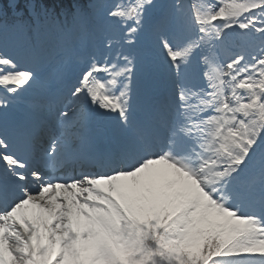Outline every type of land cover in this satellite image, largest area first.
<instances>
[{"label":"snow or ice","instance_id":"snow-or-ice-1","mask_svg":"<svg viewBox=\"0 0 264 264\" xmlns=\"http://www.w3.org/2000/svg\"><path fill=\"white\" fill-rule=\"evenodd\" d=\"M0 264H264V0H0Z\"/></svg>","mask_w":264,"mask_h":264},{"label":"rangeland","instance_id":"rangeland-1","mask_svg":"<svg viewBox=\"0 0 264 264\" xmlns=\"http://www.w3.org/2000/svg\"><path fill=\"white\" fill-rule=\"evenodd\" d=\"M57 175H64V173H62V172H58V173H56Z\"/></svg>","mask_w":264,"mask_h":264}]
</instances>
